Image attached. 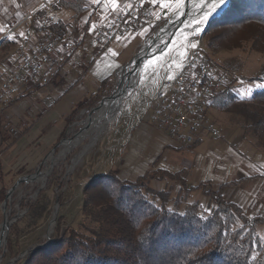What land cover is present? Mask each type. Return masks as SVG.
Returning a JSON list of instances; mask_svg holds the SVG:
<instances>
[{
  "label": "trees",
  "instance_id": "obj_1",
  "mask_svg": "<svg viewBox=\"0 0 264 264\" xmlns=\"http://www.w3.org/2000/svg\"><path fill=\"white\" fill-rule=\"evenodd\" d=\"M64 4L77 16L86 10L83 0ZM164 23L154 27L151 35ZM66 29L60 24L55 32ZM205 35L214 51L250 44L255 52L264 54V0H231L209 22ZM111 93V80L105 81L99 94L75 108L66 119L67 126L77 123ZM238 99L225 87L212 104L242 117L246 132L264 149V87L250 101ZM150 179L171 181L172 185L159 191L146 183ZM174 183L181 185L176 193ZM228 185L219 190L207 183L191 187L180 174L163 170H151L136 183L121 180L118 170L98 175L83 190L79 223L64 227L67 217H60L51 244L29 253L18 264H264V216H251L227 202L223 193ZM7 190L0 192V203ZM44 195L43 191L35 202L22 204L29 211L28 221L39 224L47 219ZM64 202L61 195L60 203ZM21 238L18 222L8 238L11 257H17L15 248L20 247Z\"/></svg>",
  "mask_w": 264,
  "mask_h": 264
},
{
  "label": "crops",
  "instance_id": "obj_2",
  "mask_svg": "<svg viewBox=\"0 0 264 264\" xmlns=\"http://www.w3.org/2000/svg\"><path fill=\"white\" fill-rule=\"evenodd\" d=\"M64 1L66 0H45L44 4L33 1L29 8L33 12L31 17L24 18V12L18 14L20 23L12 29L7 25L8 17L0 15V75L7 76L15 72L22 57L37 43L34 13L42 11L45 16L53 14L58 19L59 26L63 24L72 32L75 44V48L70 51H65L62 47L57 52V72L48 86L21 87L17 96L4 95L0 100V192L15 185L12 183V175L15 176L19 170L11 167V162L24 154V147L33 142L45 141L50 134L64 132L68 124L66 119L75 108L84 100L99 94L105 81L111 80V84L113 83L120 69L126 64L125 61H128L126 55H131L128 49L136 42L140 46L145 37H150L154 27L167 21L170 14L179 12L186 2L150 0L155 14L153 24H142L139 27L132 25L111 44L102 47L97 38L99 28L111 24L117 14L131 6L135 0H83L86 10L79 16L72 7L65 6ZM22 47L20 58L15 59L13 50ZM185 62L186 58L173 67V72L168 73L165 79L163 77L158 81L157 92L168 91ZM212 108L220 116L228 113L223 108L213 104L211 107L209 104L208 114ZM153 114L152 101L149 100L142 108V118L136 121L132 131L120 143L122 149L129 144V150L133 151L125 157L126 162L139 164V158L149 152V147H153L152 150L156 152H152L151 157L158 156L154 170L180 174L191 187L207 183L214 190H219L223 185L229 184L223 193L227 202L264 216V149L255 146V139H250L244 130L242 133L234 130L227 133L222 129L221 132L210 119L214 128L220 131L221 137L200 134L194 143L187 145L173 138L169 128L157 125ZM19 134L16 142L10 140ZM259 149L263 150L261 154L257 152ZM163 153L165 163L161 157ZM168 153L171 154L170 160H175L173 169H169L166 163ZM254 154L259 159L254 158ZM118 171L121 180L132 183H136L149 172L146 170L130 180ZM152 181L159 184L164 182ZM180 187V183H177L176 188ZM3 203H0V215Z\"/></svg>",
  "mask_w": 264,
  "mask_h": 264
},
{
  "label": "rangeland",
  "instance_id": "obj_3",
  "mask_svg": "<svg viewBox=\"0 0 264 264\" xmlns=\"http://www.w3.org/2000/svg\"><path fill=\"white\" fill-rule=\"evenodd\" d=\"M33 1L35 0H0V15L6 16V18L8 17L7 25L10 29L20 23L18 14L24 12V18L31 17L33 12L29 11V8ZM37 1L43 4L45 2V0ZM197 1L190 5L189 17L198 13L199 9H193V5ZM227 2L224 6H226ZM222 6L223 4L215 8L219 9ZM207 10L208 8L206 6L203 15L189 25L187 21L181 24V20L183 19L182 13L177 16L176 18L178 19L175 24L177 26L181 24L180 29L170 39V36H167L165 39L160 40L159 44L154 48L156 49L161 45L159 48L162 50L159 54L151 57L141 69L136 61L128 70H123L140 51H143L152 37L178 12L174 15L170 14L168 20L163 21L165 23L161 28L151 35V37H145L140 43V46L138 45L139 42H136L128 49L131 55H126L128 61H125L126 64L123 65L113 81L111 95L122 86V84L119 86L121 75L134 71L133 75H127L128 79H131L133 76L127 88L129 91H126L127 94L125 97L123 95L115 100L105 113L100 114V112H96L90 121H87L88 114L85 116L82 115L81 118L79 117L77 123L67 126L61 134H50L46 136L47 139L45 141L33 142L28 147L23 146L24 154H20L11 162V167H14L17 171L19 170L15 176L12 175V179L14 177L13 181H15H12V183L16 184L18 181L25 180L33 175H36V179L34 181L24 182L16 189L12 201L8 205L11 213L6 207H2L0 215V256L3 254L5 256L0 261V264H18L19 261L28 256L26 254L27 252L51 244L57 226V221L53 223L56 208L58 210L57 220L63 216L67 217L68 224L64 225V227L79 223L83 207V190L94 177L110 171L120 170L124 178L134 180L138 175L145 173L146 170L151 171L155 169L154 164H156L158 156L151 157L152 152H156L152 150L153 147H149L150 153L146 152L142 158H139V164H130L125 161V157L127 154L133 153V151L129 150V144L127 148L124 147L122 149L120 143L124 136L132 131L136 121L142 118V108L147 101H152L159 93L157 92L158 81H161L163 77L165 79L168 73H172L173 67L186 58L188 51L197 47L200 42H203V50L214 67L228 73L229 81L226 89L236 94L239 97L238 101L245 102L252 100L253 95L264 87V75L261 74L264 72V54L255 52L250 44H245L242 48L236 50L214 51L208 47V38L205 33L208 29L209 20L213 11ZM222 10H217L215 14H220ZM33 16L37 21L45 16V12L42 13L40 11L34 13ZM169 25L161 32H164ZM21 50H23V47L19 50L17 48L13 50L15 59L20 58L21 54L19 52ZM255 77H258V79L261 77V80L250 81ZM125 85L126 83H124ZM215 96L211 99V107ZM105 98L107 97L103 99ZM209 117L221 132L222 129L227 133L232 132V130L239 133H242L243 130L246 132L243 118L234 113H227L224 116H220L212 108L209 111ZM123 119H125L124 122ZM246 135L252 140L255 139L251 133L246 132ZM19 136L20 134L13 136V139L10 140L16 142ZM109 137H112V139L110 140ZM60 138H62L61 141ZM255 146H258V144ZM54 147L56 148L53 151ZM262 151L261 149L257 150L259 154ZM162 155L161 157L163 158L164 153ZM168 155L166 158L167 166L170 167L169 169H173L174 166L172 165H174L175 160H170L171 154L168 153ZM253 157L259 159L255 154ZM164 160L163 158L162 161L165 163ZM146 183L154 189L157 188L156 190L159 189V191L168 190L172 185L171 181H165L159 184L152 181V179ZM174 185L173 190L176 193L180 188H176L177 183H174ZM43 191L45 192L44 196L49 207V212L47 219L37 224L33 220L28 221L29 211L22 208V204L24 206V204L35 202ZM61 195L65 197L64 203H60ZM207 202V199H205L204 203L207 204ZM57 203H59V206ZM5 212L7 214L9 213L10 220L16 217L11 227L20 222L22 229L20 247L15 248L16 258L11 257L8 252V240L2 246L4 232L1 226L5 222ZM247 213L251 216L256 215L253 211H247ZM5 247L6 251L4 252Z\"/></svg>",
  "mask_w": 264,
  "mask_h": 264
},
{
  "label": "built area",
  "instance_id": "obj_4",
  "mask_svg": "<svg viewBox=\"0 0 264 264\" xmlns=\"http://www.w3.org/2000/svg\"><path fill=\"white\" fill-rule=\"evenodd\" d=\"M150 0H135L117 14L113 22L99 28L98 42L106 47L133 25L153 24L155 14ZM58 19L49 14L34 23L38 41L22 57L18 69L10 75H0V100L4 95L17 96L21 87L42 88L49 85L58 68L56 54L75 48L70 30L55 32ZM229 81L228 73L218 70L203 50V42L188 51L185 65L165 93L152 99L153 119L157 125L169 128L173 138L190 145L200 134L220 138L210 122V100L221 92Z\"/></svg>",
  "mask_w": 264,
  "mask_h": 264
},
{
  "label": "water",
  "instance_id": "obj_5",
  "mask_svg": "<svg viewBox=\"0 0 264 264\" xmlns=\"http://www.w3.org/2000/svg\"><path fill=\"white\" fill-rule=\"evenodd\" d=\"M196 0H186V2L184 3V5H183V7H182V9L173 17V18H171L170 20H169V22L165 25V26H163L155 35H154V37H152V39L150 40V41H152V40H154L157 36H159L160 35V33H161V31L167 26V25H169L177 16H179L181 13L183 14V19L184 20H186L187 22H188V25L189 24H191L194 20H196L197 18H199V17H201L202 15H203V13H204V9H202L201 10V12L200 13H198V14H194L193 16H191V17H189V8H190V5L192 4V3H194ZM228 2H227V4H226V6H224L222 9L224 10L228 5H229V3L231 2V0H227ZM222 10V11H223ZM217 16V14H212V16L210 17V20H209V22H211L213 19H214V17H216ZM180 28H176V30H175V32L170 36V38L171 37H173L176 33H177V31L179 30ZM169 38V39H170ZM168 39V40H169ZM150 41H149V43H150ZM148 43V44H149ZM147 44V45H148ZM146 45V46H147ZM162 49H156L155 51H153V52H151V51H149L148 53H146L144 56H142V62H141V68L144 66V64L151 58V57H153L154 55H157V54H159L160 53V51H161ZM141 54H142V51H140L136 56H135V58L126 66V67H124V69L123 70H128L129 69V67H132L133 66V64L139 59V57H141ZM133 69V68H132ZM131 69V70H132ZM123 70H122V72H123ZM128 74H131V72L130 73H126L125 75H121V77H120V82H119V86H121V84H123V81H124V79L127 77V75ZM129 91V89L127 90V92ZM127 92H125L124 93V97L126 96V94H127ZM115 93L116 92H114L111 96H109V97H107V98H105V99H103L101 102H100V104H99V106H97V107H95V108H93L89 113H88V117H87V121H90L91 120V118H92V116L97 112V110H99V108L103 105V103L105 102V101H107V100H109V99H112L113 97H114V95H115ZM55 148L56 147H54V149H53V151L55 150ZM36 179V175H33V176H30V177H28V178H26L25 180H20V181H18L11 189H9L8 190V192H7V197H6V199H5V201H4V203H3V206L4 207H6V209L10 212V209L8 208V205L11 203V201H12V197H13V195H14V192L16 191V189L22 184V183H24V182H28V181H34ZM57 205L59 206V203H57ZM11 213V212H10ZM57 214H58V210H57V208H56V213H55V215H54V218H53V223H56V221H57ZM14 220H16V217L15 218H12L11 220L9 219V213L7 214V212H5V222L3 223V225L1 226V228H2V230H3V232H4V238H3V245L2 246H4V244L5 243H7V240H8V236H9V231H10V227H11V225H12V223H13V221ZM37 249H39V248H37ZM37 249H35V250H32V251H30V252H27L26 254L27 255H29V253H31V252H34V251H36ZM6 251V247L4 248V252ZM4 256H5V254H3V255H1L0 256V261L4 258Z\"/></svg>",
  "mask_w": 264,
  "mask_h": 264
},
{
  "label": "bare ground",
  "instance_id": "obj_6",
  "mask_svg": "<svg viewBox=\"0 0 264 264\" xmlns=\"http://www.w3.org/2000/svg\"><path fill=\"white\" fill-rule=\"evenodd\" d=\"M226 2H227V0H221V3L217 4L216 7H218V6H220V5L223 4V6H222V8H223ZM214 3H216V0H198V1L193 5V6H194L193 9H199L198 13H200L201 10H202V9H205L206 6H207V8H208L207 11H209V10H212V9H213V4H214ZM222 8H219V9H222ZM215 9H216V8H215ZM215 9L212 10V11H213L212 14H215L216 11L219 10V9H216V10H215ZM198 13H197V14H198ZM177 19H178V18L174 19V20L172 21L173 23L170 24V25L165 29L164 32H161L159 36H157L154 40L150 41V43H149V44L143 49L142 54H141V57H139V59L137 60L138 64L140 65V69H141V62H142L141 59H142V56H144V55H145L146 53H148L149 51L153 52V51H155L156 49H159V47H160L161 45L158 46L156 49H155L154 47H156V46L159 44L160 40L165 39L167 36H171V35L175 32L176 28L181 27V26H182L181 24H182L183 22L186 21V20L182 19V20H181V24H180V26H177V25L175 24V23L177 22ZM178 22H179V21H178ZM178 24H179V23H178ZM169 38H170V37H169ZM153 49H155V50H153ZM152 50H153V51H152ZM140 69H139V70H140ZM133 72H134V71L131 72V75H133ZM132 78H133V76H132ZM132 78H131V79H128V78L126 77V78L124 79L123 84H122V86L120 87V89L118 88V90L116 91L114 97H113L112 99H109V100L105 101V102L103 103V105L100 107V109L97 110V112H100V114L105 113V112L107 111L108 107H109L111 104H113V102H114L115 100H117V99H119L120 97H122V96L124 95V93L127 91L128 85L131 83ZM124 83H126L125 86H124ZM115 114H116V113H115ZM69 143H70V142H69Z\"/></svg>",
  "mask_w": 264,
  "mask_h": 264
},
{
  "label": "snow or ice",
  "instance_id": "obj_7",
  "mask_svg": "<svg viewBox=\"0 0 264 264\" xmlns=\"http://www.w3.org/2000/svg\"><path fill=\"white\" fill-rule=\"evenodd\" d=\"M153 2H155V0H153ZM221 3V0H216V3L213 4V8H215L217 6V4ZM23 35V34H21Z\"/></svg>",
  "mask_w": 264,
  "mask_h": 264
}]
</instances>
